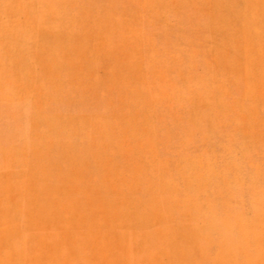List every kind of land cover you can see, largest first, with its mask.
Segmentation results:
<instances>
[{"label": "rangeland", "instance_id": "obj_1", "mask_svg": "<svg viewBox=\"0 0 264 264\" xmlns=\"http://www.w3.org/2000/svg\"><path fill=\"white\" fill-rule=\"evenodd\" d=\"M0 264H264V0H0Z\"/></svg>", "mask_w": 264, "mask_h": 264}]
</instances>
